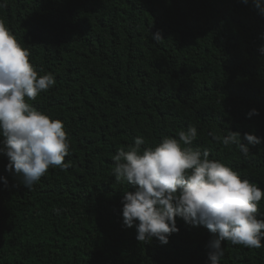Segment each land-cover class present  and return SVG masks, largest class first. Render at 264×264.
Segmentation results:
<instances>
[{
  "label": "trees",
  "instance_id": "obj_1",
  "mask_svg": "<svg viewBox=\"0 0 264 264\" xmlns=\"http://www.w3.org/2000/svg\"><path fill=\"white\" fill-rule=\"evenodd\" d=\"M261 8L264 0H0V21L56 79L30 103L62 120L70 140L68 167H50L31 189L0 154V264H208L204 226L178 217L179 232L161 244L123 225L122 197L136 188L115 179L112 157L137 136L154 146L191 125L194 147L264 190V140L245 157L215 139L227 130L264 138ZM222 243L220 264H264V240Z\"/></svg>",
  "mask_w": 264,
  "mask_h": 264
},
{
  "label": "clouds",
  "instance_id": "obj_2",
  "mask_svg": "<svg viewBox=\"0 0 264 264\" xmlns=\"http://www.w3.org/2000/svg\"><path fill=\"white\" fill-rule=\"evenodd\" d=\"M151 34L156 42L163 39L159 32ZM259 51L264 54V45ZM41 72L31 62L30 51L0 21V154L8 158L7 170L30 189L50 167L66 169L70 150L63 121L30 103L56 84L53 73ZM253 115H259V110L251 109L248 116ZM197 136V127L190 125L176 137L165 136L144 148L145 138L137 136L134 144L120 148L112 157L113 174L117 181L136 188L124 192L122 216L125 227L135 226L139 242L155 238L167 244L179 232V217L186 224L208 229L212 234L206 245L208 264H220L224 241L262 247L264 218H258V213L264 190L224 162L210 158L207 149L194 147ZM215 139L224 147L235 145L245 157L249 145L264 140L254 133L242 136L231 130ZM0 179L8 183L7 177Z\"/></svg>",
  "mask_w": 264,
  "mask_h": 264
}]
</instances>
